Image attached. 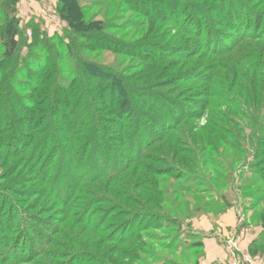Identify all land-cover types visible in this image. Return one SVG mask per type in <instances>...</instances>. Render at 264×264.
<instances>
[{
	"label": "rangeland",
	"instance_id": "rangeland-1",
	"mask_svg": "<svg viewBox=\"0 0 264 264\" xmlns=\"http://www.w3.org/2000/svg\"><path fill=\"white\" fill-rule=\"evenodd\" d=\"M20 1L0 0V264H206L199 239L206 226L195 222L208 216L217 223L226 212L218 203L237 202L247 222L264 228V0H184L175 23L120 6L106 24L123 44L89 60L129 90L114 105L89 90L98 111L83 106L70 120L74 152L82 154L76 158L72 138L71 149L58 141L44 147L56 136L46 112L51 117L57 106L47 94L57 85L74 89L77 61L67 56L65 71L52 76L50 67L48 76L45 65L60 59L45 51L43 58L29 35L37 31L50 42L66 40L71 30L55 14L58 1L43 21L27 19ZM149 3L148 14H161ZM92 15L103 20L97 8ZM11 19L20 31L13 59L4 35ZM147 41L159 45L153 60V48L124 54V44ZM103 89L110 93L104 80ZM116 107L130 112L125 123ZM95 116L107 129L125 124L127 135L122 143L119 134L89 135L84 157L87 148L79 146L88 137L79 133L90 132ZM254 250L264 254V242Z\"/></svg>",
	"mask_w": 264,
	"mask_h": 264
},
{
	"label": "trees",
	"instance_id": "trees-1",
	"mask_svg": "<svg viewBox=\"0 0 264 264\" xmlns=\"http://www.w3.org/2000/svg\"><path fill=\"white\" fill-rule=\"evenodd\" d=\"M184 0H173L170 4L167 2V0H94L92 2H82V0H58V4L56 6L57 13L60 17V19L65 22L68 26L69 29L71 30L70 36H66V40L63 39H57L56 37H52L50 39V42L47 38L39 36L37 37V31H31L32 37H34V45L36 49L40 52L42 57L44 58V54L49 57H52L54 54L55 56L59 57V62L58 64L55 65H49L46 64L45 68L48 69L47 75L49 76L51 74V68L53 71V75L55 76L56 74L59 75L62 73L64 70V63L63 60L68 56V59L76 60L77 63L76 67H74V70L71 72V76H73L76 85L81 84V87L78 88L74 84V89H69L70 86L65 84V86H62V88H59L60 86H56V88H52L50 90V93L47 94L49 103L54 104L57 106V109L55 110V113H52L51 117L50 114L48 115L46 112V117L48 119V122L51 123L52 126L55 127V135L50 139L48 137L47 141H45V147H50L54 141H58L60 144L63 142L65 145H67V148L64 149H71L68 145L69 141L72 138V141L70 142V145L73 146L74 150L70 152V157L76 158L77 155L79 157L82 155L76 154L75 149H76V136L77 134H73L74 128L71 125L70 120L75 118L76 119V112L80 109L81 107L86 106V107H92L94 108L93 111H98L96 108V105L93 102L92 98H89V90L90 89H97L98 91H101V95H99L98 101L102 105H114L118 104L120 102L119 97L123 98L125 97L127 90L123 87L124 84L121 85L122 81H114V76L106 71L105 69L102 68L99 64L95 63L92 59L89 60V57H92V53L94 51H103V52H112V48H115L116 46H119L123 44L122 41H116L115 36H111L108 33L110 31V23L106 24L107 18H110L111 14L117 13L120 9V6L126 7L125 10L127 11H132L134 13L141 14L144 18L147 20L149 18H167L169 21L178 22L179 20L177 19V15L179 16L178 13H180L179 8H181V5ZM12 5L17 4V0H11ZM149 2L156 3L158 7V11L161 12V14H156L153 15V13L147 12V9L149 10L148 6L151 4ZM90 3V4H89ZM193 3V2H191ZM194 4V3H193ZM195 7V6H194ZM97 8L99 11V14L103 17V20H97L93 18L92 12L93 9ZM151 11V10H150ZM153 12V11H152ZM163 12V13H162ZM156 13V12H155ZM169 15V16H168ZM200 18H203V14H199ZM115 17H112L111 19H114ZM199 21V20H198ZM200 24V23H199ZM197 24V22L194 20L192 22L193 27H200L203 29L202 25ZM144 25V23H143ZM142 25V26H143ZM140 27V26H139ZM140 32H135V34H138ZM4 35H5V40H6V55L8 56L9 59H13L14 56L16 55L20 43V31L19 28L16 24L15 19H11L10 21L6 22L5 29H4ZM58 41H56V39ZM115 38V39H114ZM66 41L68 43H66ZM146 41V40H142ZM143 44H138L137 46H134L132 48V45L130 43L124 44V50H125V55L127 56V51L131 52V50H134L135 48L137 49H143L144 47H147L148 49L153 48V52L151 51L150 55L147 56L150 59H154L152 56L156 54V52L159 49V45L156 44H147V42H142ZM167 46H165L164 51H166ZM63 49V50H61ZM65 50V52H63ZM45 51V52H44ZM49 51L53 52L50 53ZM118 50L115 49V53H117ZM163 51V52H164ZM44 52V54H42ZM163 52L159 53L162 54ZM85 53V58L83 57V54ZM121 55H124L122 52H120ZM86 56L88 58H86ZM130 57L135 58L133 55L130 54ZM158 58V56H157ZM171 59V58H167ZM159 60V58H158ZM140 61V60H139ZM143 61V60H141ZM160 61H163L160 59ZM51 64V63H50ZM49 65V66H48ZM43 68V69H45ZM45 73L42 69L40 73ZM43 75V74H42ZM40 77V76H39ZM111 77V82L107 81L108 78ZM90 83H95V88L91 87L89 84ZM40 78H36L35 81L38 83L39 87L43 89L44 92H48V87L45 86V80ZM53 80V77H52ZM103 80L105 83L109 86L110 88V93L107 94L106 91L103 89L102 90V83ZM56 81L53 83L55 84ZM55 86V85H54ZM53 86V87H54ZM85 88L84 93L82 94L81 91H83ZM120 88V90H118ZM118 93L119 96H116ZM131 93V92H130ZM137 94L134 93V97H136ZM88 97V98H87ZM98 97V96H96ZM139 98L145 99V95L141 94L138 96ZM149 100V99H148ZM145 101H147L145 99ZM127 105L129 104L128 102L126 103ZM124 108L116 107L113 111L117 112V114L120 116V121H124L127 117V114L130 112L128 111H123ZM71 111H73L71 113ZM98 113V112H97ZM100 117V116H99ZM102 118H99L100 123L98 122V116H95L93 118L94 123L91 127L90 132L86 133V129L84 128L81 132L78 131L80 135H86L87 137L89 135H99L100 133H106L108 135L116 136L119 134V139L116 138L117 142L122 143L123 139L125 138V134L127 129L125 127V124L118 129L116 128H110L107 129L104 126H109L108 123L105 122L104 118L102 119L103 121V126ZM124 121L123 123H125ZM114 123V122H113ZM54 124V125H53ZM111 124V123H110ZM94 126V128H93ZM100 126V127H99ZM118 130V131H117ZM112 137V138H114ZM85 140L81 146L79 147H86L87 150H85V154L83 155L84 157L88 155L90 151V144L88 143V139ZM128 138V136H127ZM75 139V140H74ZM103 138H97L95 139L97 143L104 142L102 140ZM63 144V147H64ZM105 145H103L104 147ZM89 149V150H88ZM105 149H107L105 147ZM57 155L53 156V161L57 160ZM207 165V163L205 164ZM181 179V178H180ZM263 179H261L262 181ZM263 197L260 196L257 198V200H261ZM216 206L220 209V211H226L231 204H226L225 206H221V204H216ZM262 224L264 225V215L262 216ZM264 230V228H263ZM264 234V233H263ZM262 234V236H263ZM260 243H258L257 246L263 245L264 240L261 241L259 240ZM200 247L203 250L202 243L200 242ZM203 255V252H202Z\"/></svg>",
	"mask_w": 264,
	"mask_h": 264
},
{
	"label": "crops",
	"instance_id": "crops-1",
	"mask_svg": "<svg viewBox=\"0 0 264 264\" xmlns=\"http://www.w3.org/2000/svg\"><path fill=\"white\" fill-rule=\"evenodd\" d=\"M57 1L58 0H21L20 7L26 14L27 19L34 18L38 21H43L42 13L45 14L44 11L54 9ZM202 218L198 221L196 220L195 223L198 225V228L201 227V225L206 226V228L204 227V229H202L203 234L200 233L199 238L202 240L201 243L204 248L203 262L205 261L206 264H233L234 259L230 254L227 244L232 238H237L238 240L237 255L240 260L239 264L245 263L246 260L242 259L243 257H246L247 261H250V263L252 262V264L256 261H258L256 264L262 262L264 254L260 255L261 257L255 256L254 248H260V246L257 245L260 243L259 237L263 233V229L246 221L242 207L237 202H233L226 212L222 216L220 215L215 224H213L215 221L211 222L209 218H207L208 220L206 218L201 220ZM203 221L204 224H202ZM259 257L260 260H258Z\"/></svg>",
	"mask_w": 264,
	"mask_h": 264
},
{
	"label": "built area",
	"instance_id": "built-area-1",
	"mask_svg": "<svg viewBox=\"0 0 264 264\" xmlns=\"http://www.w3.org/2000/svg\"><path fill=\"white\" fill-rule=\"evenodd\" d=\"M29 35L31 36L32 33L30 32ZM234 239H237V238H234ZM228 244V248H229V251H230V254L232 256V258L234 259V263L233 264H239L240 260L238 258V255H237V252H238V240L236 241H231L229 240L227 242Z\"/></svg>",
	"mask_w": 264,
	"mask_h": 264
}]
</instances>
